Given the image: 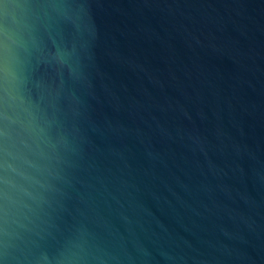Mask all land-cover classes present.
<instances>
[{"label": "water", "instance_id": "water-1", "mask_svg": "<svg viewBox=\"0 0 264 264\" xmlns=\"http://www.w3.org/2000/svg\"><path fill=\"white\" fill-rule=\"evenodd\" d=\"M0 264H264V0H0Z\"/></svg>", "mask_w": 264, "mask_h": 264}]
</instances>
